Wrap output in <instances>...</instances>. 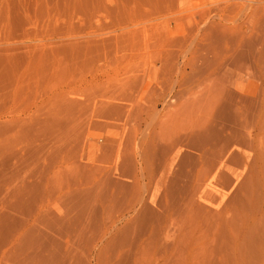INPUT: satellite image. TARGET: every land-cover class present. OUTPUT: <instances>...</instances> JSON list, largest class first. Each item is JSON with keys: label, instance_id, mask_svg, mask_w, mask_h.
<instances>
[{"label": "bare ground", "instance_id": "1", "mask_svg": "<svg viewBox=\"0 0 264 264\" xmlns=\"http://www.w3.org/2000/svg\"><path fill=\"white\" fill-rule=\"evenodd\" d=\"M252 2L246 15L243 0L213 1L194 21L192 32L216 54L197 68L192 61L182 65L176 86L197 75L211 83L194 92L220 91L212 77L229 75L226 94L214 99L203 123L161 143L149 134L148 148L142 141H116L110 130L95 144L100 152L84 160L95 117L103 118V127L106 119L125 123L129 117L124 103L88 99L79 116L58 125L46 142L11 149L12 166L0 179V264H240L243 231L228 230L223 212L233 198L251 231L264 221V159L258 152L264 96L254 100L255 118L248 87L226 59L236 48L264 40V0ZM261 51L250 57L256 81L264 73ZM160 74L132 76L137 88L146 89L157 87ZM133 131L135 141L138 129ZM24 166H30L27 175L21 174Z\"/></svg>", "mask_w": 264, "mask_h": 264}, {"label": "rangeland", "instance_id": "2", "mask_svg": "<svg viewBox=\"0 0 264 264\" xmlns=\"http://www.w3.org/2000/svg\"><path fill=\"white\" fill-rule=\"evenodd\" d=\"M213 1L222 0H0V179L12 166V148L22 150L46 142L58 125L65 126L79 116L88 99L124 103L129 117L125 123L106 119L105 127L100 122L103 118L95 117L84 160L100 152L95 144L99 147L104 133V137L116 133V141H142L148 148L149 134L161 143L178 129L203 123L214 99L226 94L223 84L229 75L212 77L221 83L220 91L212 88L206 93L198 91L204 81L211 83L210 77L206 81L205 76L198 79L195 74L179 87L175 81L182 65L192 61L197 68L216 54L214 48L206 49L207 39L192 32L194 21H201ZM243 3L247 5L243 13L250 15L252 0ZM249 45H245L247 50L241 45L225 59L229 63L232 59L230 70L248 87L256 118L259 105L254 100L264 96V73L256 81L250 57H257L262 49L258 59L264 62V40ZM158 70L163 74L157 87L137 88L132 75L137 78ZM153 114V125L147 127ZM260 116L264 118V100ZM135 128L138 134L133 141ZM259 146L264 159V135L259 137ZM29 169L24 166L21 174L27 175ZM237 207L232 198L223 215L228 230L243 231L238 239L244 250L240 264H264V221L257 223L259 229L255 222L251 231L250 224L241 223ZM257 239L262 244H256Z\"/></svg>", "mask_w": 264, "mask_h": 264}]
</instances>
